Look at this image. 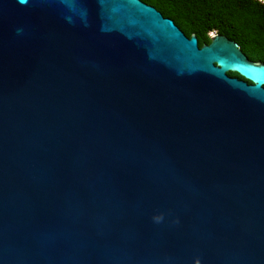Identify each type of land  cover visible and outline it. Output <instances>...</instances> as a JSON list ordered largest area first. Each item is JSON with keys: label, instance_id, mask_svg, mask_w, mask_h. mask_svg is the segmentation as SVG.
Wrapping results in <instances>:
<instances>
[{"label": "water", "instance_id": "95a60500", "mask_svg": "<svg viewBox=\"0 0 264 264\" xmlns=\"http://www.w3.org/2000/svg\"><path fill=\"white\" fill-rule=\"evenodd\" d=\"M209 39L0 0V264H264V63Z\"/></svg>", "mask_w": 264, "mask_h": 264}, {"label": "trees", "instance_id": "16d2710c", "mask_svg": "<svg viewBox=\"0 0 264 264\" xmlns=\"http://www.w3.org/2000/svg\"><path fill=\"white\" fill-rule=\"evenodd\" d=\"M170 18L198 46L210 42V33L236 42L251 61L264 63V2L260 0H141ZM229 76L242 79L236 73ZM249 83V82H248Z\"/></svg>", "mask_w": 264, "mask_h": 264}, {"label": "clouds", "instance_id": "9594fccd", "mask_svg": "<svg viewBox=\"0 0 264 264\" xmlns=\"http://www.w3.org/2000/svg\"><path fill=\"white\" fill-rule=\"evenodd\" d=\"M22 2H23V0H22Z\"/></svg>", "mask_w": 264, "mask_h": 264}, {"label": "rangeland", "instance_id": "374dc122", "mask_svg": "<svg viewBox=\"0 0 264 264\" xmlns=\"http://www.w3.org/2000/svg\"><path fill=\"white\" fill-rule=\"evenodd\" d=\"M211 33H213V32H211Z\"/></svg>", "mask_w": 264, "mask_h": 264}, {"label": "built area", "instance_id": "2783aa9c", "mask_svg": "<svg viewBox=\"0 0 264 264\" xmlns=\"http://www.w3.org/2000/svg\"><path fill=\"white\" fill-rule=\"evenodd\" d=\"M211 34V33H210Z\"/></svg>", "mask_w": 264, "mask_h": 264}]
</instances>
